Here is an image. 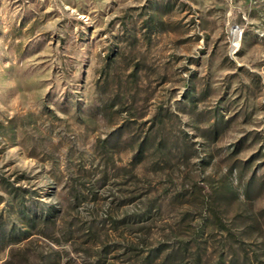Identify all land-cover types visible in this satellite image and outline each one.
Here are the masks:
<instances>
[{
  "label": "rangeland",
  "instance_id": "1",
  "mask_svg": "<svg viewBox=\"0 0 264 264\" xmlns=\"http://www.w3.org/2000/svg\"><path fill=\"white\" fill-rule=\"evenodd\" d=\"M0 264H264V0H0Z\"/></svg>",
  "mask_w": 264,
  "mask_h": 264
}]
</instances>
